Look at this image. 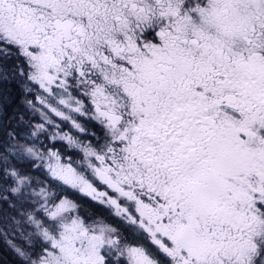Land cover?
<instances>
[{
  "label": "snow or ice",
  "instance_id": "snow-or-ice-1",
  "mask_svg": "<svg viewBox=\"0 0 264 264\" xmlns=\"http://www.w3.org/2000/svg\"><path fill=\"white\" fill-rule=\"evenodd\" d=\"M0 264H264V0H0Z\"/></svg>",
  "mask_w": 264,
  "mask_h": 264
},
{
  "label": "trees",
  "instance_id": "trees-1",
  "mask_svg": "<svg viewBox=\"0 0 264 264\" xmlns=\"http://www.w3.org/2000/svg\"><path fill=\"white\" fill-rule=\"evenodd\" d=\"M3 259H4V254H3L2 247H0V261H3Z\"/></svg>",
  "mask_w": 264,
  "mask_h": 264
}]
</instances>
